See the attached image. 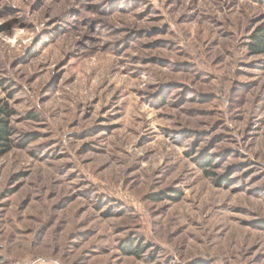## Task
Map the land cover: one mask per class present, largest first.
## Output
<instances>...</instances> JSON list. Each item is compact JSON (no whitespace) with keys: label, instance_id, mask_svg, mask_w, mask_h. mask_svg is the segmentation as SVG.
<instances>
[{"label":"rangeland","instance_id":"1","mask_svg":"<svg viewBox=\"0 0 264 264\" xmlns=\"http://www.w3.org/2000/svg\"><path fill=\"white\" fill-rule=\"evenodd\" d=\"M263 26L264 0H0V264H264Z\"/></svg>","mask_w":264,"mask_h":264},{"label":"trees","instance_id":"2","mask_svg":"<svg viewBox=\"0 0 264 264\" xmlns=\"http://www.w3.org/2000/svg\"><path fill=\"white\" fill-rule=\"evenodd\" d=\"M259 30L260 32L254 37V42L249 43V48L251 49V51H253V53L264 52V26L260 27ZM0 123H1L0 124V140L1 141L4 140L6 142L8 141V134H9L8 129H7V124L4 119H1ZM2 144L7 145V148H8L7 143H2ZM128 251L130 253L136 254L135 250H133L132 248H129Z\"/></svg>","mask_w":264,"mask_h":264}]
</instances>
